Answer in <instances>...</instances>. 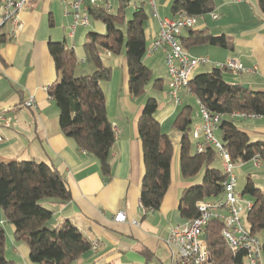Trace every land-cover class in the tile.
<instances>
[{
	"label": "crops",
	"instance_id": "crops-1",
	"mask_svg": "<svg viewBox=\"0 0 264 264\" xmlns=\"http://www.w3.org/2000/svg\"><path fill=\"white\" fill-rule=\"evenodd\" d=\"M214 2L212 13L218 18L213 19L211 13L200 17L196 29L225 35L233 43V49L207 45L189 49L192 56L205 57L210 61L209 65L199 67L196 74L210 72L216 64L235 60L243 70H227L230 74L225 80L264 92V15L258 8V0ZM68 10L62 0H28L19 12L21 27L12 34V25L4 22V0H0V35L5 39L0 44V116L12 117L13 120L10 127L0 126V160L44 162L61 172L72 199L64 204L50 202L48 208L53 216L46 226L55 229L61 223L70 221L93 245L73 264H176L177 251L168 246L167 239L173 227L187 223L179 211V191L184 183L171 182L160 210L144 215L140 196L145 164L138 121L146 102L141 100L143 96L136 98L130 93L124 54L101 52L104 66L110 69V78L102 81L101 87L116 134L110 158L111 180L107 182L104 179L95 157L80 149L61 131L59 109L48 95V89L60 78L48 44L50 41L64 42L78 58L75 75H90L96 67L86 60L84 45L87 34L90 31L106 32L101 21L93 20L90 27L79 28L71 39L69 26L72 17L66 14ZM173 19L175 16L163 18L158 25L152 23L146 28L147 51L160 33L161 22ZM145 58L150 64L144 63L153 74H162L157 79H162L163 90H168L164 54H146ZM83 59L85 63H82ZM31 97L34 98V105L28 107L26 102ZM173 104L158 108L156 118L162 130L167 121L173 119L174 122L182 109L178 111V105ZM234 120L253 141L264 142V117ZM193 124H202L201 118ZM253 163L246 179L250 177L257 187L264 190V162L258 164L253 160ZM241 169L239 167L238 177L242 175ZM119 212L125 214L126 221H115ZM1 220L4 216L0 212ZM8 227L6 235L8 241L14 244L15 259L22 264H32L28 247L16 246L14 226Z\"/></svg>",
	"mask_w": 264,
	"mask_h": 264
},
{
	"label": "trees",
	"instance_id": "trees-1",
	"mask_svg": "<svg viewBox=\"0 0 264 264\" xmlns=\"http://www.w3.org/2000/svg\"><path fill=\"white\" fill-rule=\"evenodd\" d=\"M132 0H120L114 13H107L102 6L90 9L92 20L101 21L106 32L90 31L84 45L86 60L95 65L90 75L76 76L78 58L75 51L64 42L50 41L52 56L59 80L48 89V95L59 109V124L65 137L95 157L102 176L108 182L112 178L111 152L116 141L114 127L108 116L105 93L101 82L109 80L110 69L102 62L101 52L124 54L129 72V90L134 97L144 96L153 79L152 70L144 63L147 54L145 24L149 17L143 6H136L132 19L127 20L125 9ZM214 0H174L172 13L196 18L214 11ZM258 8L264 15V0H258ZM181 38L189 50L198 46H214L227 50L233 43L225 35H214L207 29H188ZM5 42L0 35V44ZM227 69L213 68L210 72L195 74L189 83L191 94L212 114L223 115L220 135L235 163H246L258 158L264 162V142L253 141L250 135L238 128L232 113L264 117V92L245 90L224 79ZM153 87L163 90L162 79H155ZM159 102L149 97L138 121V132L143 146L145 175L140 202L147 213L158 212L172 180L174 143L161 128L156 118ZM193 107L185 105L177 114L173 128L181 134L180 169L182 178L190 180L202 171V182L184 190L180 200V215L184 220L197 218V204L222 197L226 174L214 166L217 155L211 146L202 153L193 152L191 137ZM242 196H249L253 204L246 215L252 235H264V190L248 177ZM71 191L61 172L54 166L36 161L0 160V211L4 224H0V264H14L6 257V225L14 226V241L24 243L29 250L32 264H73L88 253L93 245L70 221L55 229L46 224L53 216L43 201L67 203ZM223 221L212 220L204 230L205 245L212 262L205 264H242L245 252L233 253L221 232ZM264 254V241L262 242Z\"/></svg>",
	"mask_w": 264,
	"mask_h": 264
},
{
	"label": "built area",
	"instance_id": "built-area-1",
	"mask_svg": "<svg viewBox=\"0 0 264 264\" xmlns=\"http://www.w3.org/2000/svg\"><path fill=\"white\" fill-rule=\"evenodd\" d=\"M67 4L72 22L69 26V37L73 39L79 28H88L91 25L90 9L102 6L104 11L111 13L112 6L104 0H62ZM157 15L154 0H148ZM28 0H4V22H9L13 27V33L21 27L19 23V12L25 7ZM213 19L218 16L211 13ZM198 18L179 14L173 20L161 22L159 35L154 39L152 47L147 55L161 52L165 56L167 72L168 93L176 105H182L183 101L178 97L182 90H189V83L196 71L203 65H209L210 61L205 57H194L183 46L181 38L188 29H195ZM83 62L86 60L83 59ZM214 68H223L231 71L243 70L242 65L235 60H228L225 64H216ZM26 105L32 107L34 98L31 97ZM202 124H193L191 137L195 143V151L202 153L207 146H211L221 161L223 172L226 174L224 192L221 198L211 201H200L197 204L200 215L184 226L173 227L169 233L167 244L177 251L176 264H205L208 262L210 253L205 245L204 230L212 220L223 221L222 236L233 253L245 252L242 264H264L262 243L259 238L252 235L249 227L244 224L243 216L251 210L252 202L244 203L237 193L238 170L240 163H235L221 137L220 125L224 119L223 115L212 114L203 106L197 113ZM231 119L255 118L254 115L243 113H232ZM12 121L9 117L0 116V126L10 127ZM0 141L2 136L0 135ZM254 161L259 164L260 160ZM142 212L147 213L141 207ZM148 213H152L149 211ZM116 222L126 221L124 213L119 212L115 216ZM136 223V222H134ZM4 224V221H0ZM202 240V242H201Z\"/></svg>",
	"mask_w": 264,
	"mask_h": 264
},
{
	"label": "rangeland",
	"instance_id": "rangeland-1",
	"mask_svg": "<svg viewBox=\"0 0 264 264\" xmlns=\"http://www.w3.org/2000/svg\"><path fill=\"white\" fill-rule=\"evenodd\" d=\"M155 1V5L157 7V15H154V9L153 7L150 5L148 0H132L130 5L125 9V14H126V18L127 20L132 19L133 13L135 11L136 6H143V8L145 9L149 19L145 24V28H149L151 27L152 23L158 25L159 21L162 20L163 18H173L174 15L172 13V4L174 2V0H171L170 3L169 0H154ZM104 2L106 4H110L112 6V11L111 13H114L115 10H117L118 7H120V0H104ZM201 20V19H200ZM91 22H94L93 20H91ZM148 41V45H149ZM149 50V49H148ZM147 58V57H146ZM144 58V61L148 62L149 61ZM86 62V61H85ZM82 61V63H85ZM150 64V63H149ZM148 64V65H149ZM89 66H92V64H87ZM229 72L225 71L224 72V79H228L229 76ZM159 76V73L155 72L153 74V79L152 81H150V83L147 85L146 87V93L145 95L141 98L142 101L147 102L149 97H153L156 98L159 101V106L160 109L163 106L166 105H174V101L172 100L171 96L168 93V90L165 88L162 91L156 90L155 88H153V82L155 79H157ZM183 102L184 104L182 105H178V111L183 107V105H191L194 109L193 111V120L197 121L200 118H197V113L200 110V106L199 103L197 101V99L194 97L193 94H189L187 91L183 90L179 92V96H178ZM146 104V103H145ZM12 120V117H9ZM172 123H173V119L167 121L164 126H163V131L168 133L171 140L174 143V148H175V154L173 157V162H172V183H184V186L182 189L185 190L193 185H197L200 184L202 182L203 176H204V171H202L197 177L190 179V180H185L181 177V169H180V139H181V134L175 130L172 127ZM218 136L221 137L220 133H218ZM193 152H195V143L193 142V147H192ZM240 168L242 167L241 171H242V175L238 177V183H237V193L240 195L241 199L243 200L244 203L246 202H251V198L249 196H242V191L243 188L247 182L246 179V175L250 173V169L253 168L254 163L253 160L246 162V163H240ZM214 166L221 169V161L220 159L217 158L216 162L214 163ZM181 189V191H179V194L181 195L179 200H181V197L183 195V190ZM180 203V201H179ZM43 205L45 207L48 208V206L50 205L49 201H43ZM2 213V211H0ZM180 223L182 222L181 218H179ZM243 220H244V224L246 227H249L248 222L246 220V215L243 216ZM9 225L11 224H7L5 229H8ZM259 240L262 243L264 241V235L262 233L259 234ZM202 242V240H201ZM15 245L17 246H24L27 247L26 244L24 243H18L15 242ZM13 246L12 242H10V240L8 241V237L6 235V257L10 260L14 261V264H22L20 263L18 260L15 259L14 255H13ZM211 257V256H210ZM30 264V263H29Z\"/></svg>",
	"mask_w": 264,
	"mask_h": 264
},
{
	"label": "water",
	"instance_id": "water-1",
	"mask_svg": "<svg viewBox=\"0 0 264 264\" xmlns=\"http://www.w3.org/2000/svg\"><path fill=\"white\" fill-rule=\"evenodd\" d=\"M242 87H243V89H245V90L249 89V86H248V85H244V86H242ZM208 262H209V263L212 262L211 257H209Z\"/></svg>",
	"mask_w": 264,
	"mask_h": 264
}]
</instances>
